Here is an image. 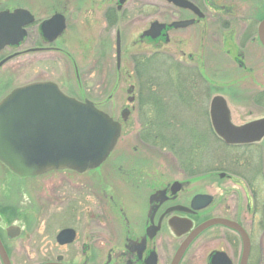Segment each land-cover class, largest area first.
Returning <instances> with one entry per match:
<instances>
[{"label":"flooded vegetation","instance_id":"flooded-vegetation-1","mask_svg":"<svg viewBox=\"0 0 264 264\" xmlns=\"http://www.w3.org/2000/svg\"><path fill=\"white\" fill-rule=\"evenodd\" d=\"M80 1L73 7L70 0L55 2L59 9L47 16L0 7V12L27 10L29 16L19 15V22L32 18L18 43L0 47V101L31 82H52L62 91L57 82L38 79L39 70H50L56 60L70 70L72 66L80 81L78 63L62 46L65 40L60 41L72 18L89 30L98 28V37H114L117 80L113 76L105 87L107 81L103 78L104 85L100 78L99 91L103 96L104 90L119 89L124 44L119 21L128 0ZM161 1L165 17L159 21L164 24L160 33L155 38L145 34L151 21L131 41L130 107L121 109L117 121L121 131L130 120L129 126L136 127L130 116L139 102L137 90L146 86L136 78L137 63L150 55L135 53L134 47L159 45L165 59L178 62L175 68L186 81L175 88L193 112L184 118L170 113L165 97L154 100L163 113L145 126L138 124L133 137L171 160L151 161V153L135 144L107 162L115 145L105 161L83 173L50 170L22 177L0 161V264H264V134L250 142L227 143L213 120L225 117L230 126L241 128L264 118L254 114L264 107V0ZM52 16H62L64 28L50 40L53 29L47 32L42 25ZM175 22L184 24L173 26ZM94 24L98 26L92 28ZM186 28L193 30L184 32ZM99 43L107 48V41ZM25 64L36 75L23 82ZM207 69L235 74L224 81L232 96L216 95L219 88L213 76L205 77ZM90 88L96 91V85ZM245 89L251 96L237 104ZM190 117L192 126L184 135H177L180 128L169 130L171 122ZM178 137L187 138L186 145Z\"/></svg>","mask_w":264,"mask_h":264},{"label":"water","instance_id":"water-1","mask_svg":"<svg viewBox=\"0 0 264 264\" xmlns=\"http://www.w3.org/2000/svg\"><path fill=\"white\" fill-rule=\"evenodd\" d=\"M168 1L188 5L182 0ZM19 15L29 13L23 9L0 12V47L18 43L25 34L23 26L32 18L19 22ZM13 19H17L15 24ZM183 24L175 22L173 26ZM42 27L48 28L47 32L53 29L49 37L53 40L64 28L63 17L52 16ZM163 27L154 21L145 34L154 38ZM213 120L216 131L227 143L250 142L264 134V118L241 128L230 126L225 117ZM120 130L119 122L90 101L69 97L52 82L28 83L0 101V161L22 177L62 169L82 173L109 156Z\"/></svg>","mask_w":264,"mask_h":264},{"label":"rangeland","instance_id":"rangeland-1","mask_svg":"<svg viewBox=\"0 0 264 264\" xmlns=\"http://www.w3.org/2000/svg\"><path fill=\"white\" fill-rule=\"evenodd\" d=\"M65 1L66 0H0V7H23L29 9L35 14H38V16H47L50 15L53 11H56L54 9H59L58 7L60 5L56 4L55 2L63 3ZM70 1V3L72 4L71 7H73L74 5L77 6V3L81 2L80 0ZM162 4L163 3L161 0H128V2L124 5L123 8L126 10L124 11L123 16L120 15L119 21L120 29L124 30L123 54L121 55L120 63L121 73L118 74L120 82L119 89L113 88L112 90H104L103 96L100 95L99 91L103 89V85H100V78H102L103 84V78L107 81V84H104L105 87H108V85H110L113 80V76L116 79V72L114 71L116 65L114 56V37L111 40L103 39V36L102 38L101 36L98 37V28H95L98 26L97 24H94V26H92V28L94 27L95 29L89 30L85 26H83L80 21H75L73 18L67 24V32L65 31L64 34L60 37V41H63V39L65 40V44L63 43L62 46L69 53H71V56L74 57L73 59L78 63L79 74L81 75L80 81H76L72 66L70 70L68 65L64 66L62 65V62L58 60H56L55 64L50 65V70H43L44 67L42 71L39 70L38 79L40 81L50 80L57 82L62 87V92H65L68 96H71L78 100H83L85 98L89 99V101H92L93 103L95 102L94 105L99 110L107 113L114 120L119 119L121 109L124 107H130L128 106L130 104L127 100L128 93L126 89L128 86L127 71L130 68L129 57L130 53L133 51V49H130L131 41L133 39H137L139 33L144 28H146L151 21L156 20L161 22L164 19L165 15H163L164 13L162 11ZM131 17L133 19H131ZM126 24H129L127 28L125 27ZM191 29L193 30V28H186L183 31L191 32ZM101 40L107 41L108 51L107 48L104 49L103 46L100 47L99 42ZM57 42H59V40ZM86 45L90 49L88 52L82 50V48L85 49L87 47ZM140 48L141 49H139L138 46L134 47V52L139 54L141 52H144L147 54V56L150 55V57L145 61L137 63L139 65V71L136 72V78L139 79L142 83H146V86L147 84H149V86L147 87L148 89H146L145 84L140 85L141 88L137 90L139 93V95L137 96L139 102L137 105L135 104L136 110L133 111L130 116V119H132V123L134 124V126L136 125V127L129 126L131 124V120L127 125L123 126L114 152H112V155L107 160V162L113 161V157L115 155L114 153L116 151H121L123 149H126L127 151L126 147H132V145L134 146L135 144H139V146L142 145V143L138 142L139 140L137 138V141H135L133 137L134 135L136 136L134 130H139L138 124L145 126L146 124H148L146 120L156 119L155 117L159 118L157 113H163L162 109L158 108L160 106L155 105L154 100L161 99L162 101V99L165 97L166 102H169V104L171 105V114L177 113L178 115L185 118L187 114L190 113L191 115L193 112L190 102L189 104L186 101L183 103L180 90L175 88L176 83L180 84L186 81L185 77L178 73L177 69L175 68L178 62L175 59H165L159 45H149V43H146L142 44ZM82 56H84V58ZM85 58L87 62H81L82 59L85 60ZM220 63L221 59L217 61V65H220ZM165 67L168 68L167 73ZM40 68H42L41 61ZM203 73L205 77L213 76L214 79H212V81H215L217 85L216 89L219 88V92H217L216 95H218L220 98L232 96L231 92L227 88L228 86L224 84V81H228L230 77L235 76V74L228 71L226 73H223L222 71L212 73L209 71V69L205 70V72ZM24 74L25 77H23V82H26L30 81L33 75H36V72L33 73L32 68L27 69V64H25ZM187 76L189 77V75ZM237 76L238 75H236V77ZM246 78V82L249 83V78ZM82 81L84 83L86 82V85L81 83ZM95 85L96 91L94 90L95 92L92 93V89L90 87H93ZM219 85L224 86L223 88H221ZM242 92L243 95L241 94V99L245 98V100L239 99L236 102L237 104H240L241 101H243V104L245 102L247 103L246 99L251 96V93H247L246 89ZM97 93L99 96L97 95ZM106 97H109L110 99H107V101L101 99ZM254 114H264V107L257 109ZM191 117L187 120V122L183 121L184 123H177L175 121L173 123L171 122L169 124V130L172 132V129L175 131L176 129L180 128L177 135H184L185 129H188L189 126H192L190 121ZM138 120H140V122H138ZM140 127V129L142 130V126ZM157 131L155 130L156 134L158 135L162 132L161 130ZM182 139L185 140L180 143H182V145H186L187 138H177V140L179 141ZM142 148H144V150L148 153H151V161H160L163 160L162 158H164L166 161L171 160L170 155H168L167 158L166 156H164V154L162 155V153H160V151H162L161 149L151 148L150 150V147L145 145H142ZM129 150H131V148H129ZM126 154H128V152H126ZM131 156H134L133 153L131 154ZM200 187L204 188L203 185H201Z\"/></svg>","mask_w":264,"mask_h":264}]
</instances>
